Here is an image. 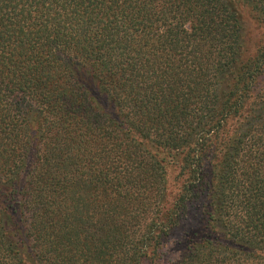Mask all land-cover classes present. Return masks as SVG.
<instances>
[{
	"label": "trees",
	"instance_id": "16d2710c",
	"mask_svg": "<svg viewBox=\"0 0 264 264\" xmlns=\"http://www.w3.org/2000/svg\"><path fill=\"white\" fill-rule=\"evenodd\" d=\"M0 264H264V0H0Z\"/></svg>",
	"mask_w": 264,
	"mask_h": 264
},
{
	"label": "rangeland",
	"instance_id": "374dc122",
	"mask_svg": "<svg viewBox=\"0 0 264 264\" xmlns=\"http://www.w3.org/2000/svg\"><path fill=\"white\" fill-rule=\"evenodd\" d=\"M241 13V19L244 21L245 32L248 33V40L245 42V50L246 54H252L254 51V47L259 42L262 35V30L258 28L255 23L250 18V13L245 8H239ZM167 177H168V192L170 197L173 198L178 190H179V179L177 177V170L175 166L171 165L167 167ZM171 202V200L169 199ZM168 201V205H169ZM205 203L204 199H199L198 201H193V203H188V207L186 210L187 218L185 219V224L181 228L176 229L173 233H175L169 239V243L166 246L165 251V260L168 259L169 250L174 249V252L171 255H177L176 251L179 248L177 242L180 239V235L185 233L187 230L186 226L192 228V231H196V233H200L205 224V215L202 213V205Z\"/></svg>",
	"mask_w": 264,
	"mask_h": 264
}]
</instances>
